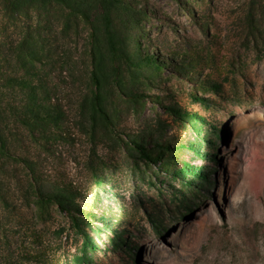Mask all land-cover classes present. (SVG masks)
<instances>
[{
    "label": "rangeland",
    "instance_id": "374dc122",
    "mask_svg": "<svg viewBox=\"0 0 264 264\" xmlns=\"http://www.w3.org/2000/svg\"><path fill=\"white\" fill-rule=\"evenodd\" d=\"M132 1L147 12L136 32L166 61L157 76L124 74L129 89L143 96L136 103L116 99L122 120L117 126L145 135L148 147L155 142L176 147L194 135L167 108L204 116L206 128L215 126L222 134L218 141L210 135L217 159L210 182L181 200L169 174L181 160L202 164L192 152H166L170 165L163 169L160 162L146 163L127 152L123 142L99 138L93 146L76 99L90 69L87 26L56 6L30 9L11 21L0 0V42H18L29 27L34 38L53 43V54L70 73V95L63 100L67 122L61 123L68 133L32 144L36 170L45 183L76 192L73 202L85 212L79 224L96 244L88 264H264V0H256L253 12L261 21L257 35L247 26L255 0ZM189 63L195 78L193 71L176 70ZM206 78L221 83V92L207 89ZM194 96L211 100L210 106ZM8 167L11 174L25 175L19 165ZM16 186L13 182L15 197L8 206L0 202V264H74L83 238L70 215L56 204L40 206ZM149 214L161 224L159 232Z\"/></svg>",
    "mask_w": 264,
    "mask_h": 264
},
{
    "label": "trees",
    "instance_id": "16d2710c",
    "mask_svg": "<svg viewBox=\"0 0 264 264\" xmlns=\"http://www.w3.org/2000/svg\"><path fill=\"white\" fill-rule=\"evenodd\" d=\"M1 4L11 21L30 9L56 6L69 16L81 19L87 26L90 69L87 81L82 82L83 88L77 90L76 99L77 115L83 118L82 126L86 125L85 121L90 124L87 133L93 146L95 139L100 141L99 138L123 142L127 152L137 153L146 163L160 162L163 169L170 165V161L164 160L166 152L176 153L181 149L192 152L202 164L181 160L173 164L169 174L170 181H175L179 187L172 186L173 194L181 196V200L185 198V192L193 195L210 182L217 163L216 152L212 150L215 144L210 135L218 141L222 134L215 126L206 128L208 122L204 116L179 107L167 108L174 119L194 135L192 140L176 147L156 142L148 147L145 135L124 133L117 126L122 120L117 116L116 99L121 96L136 103L143 96L129 89L124 74H129L132 79L157 76L166 61L146 47L142 33L136 32L147 16L142 7L132 0H1ZM258 6L257 1L251 2L247 11V26L253 35L261 33V21L253 13ZM202 26L207 27V23ZM28 29L18 42H0V202L7 207L9 200L14 199V193H10L14 182L16 192H23L25 197L33 196L40 206L56 204L60 210L67 211L83 238L82 254L74 257L73 263L88 264L89 252L96 249V244L79 224L85 212L73 202L76 192L65 184L45 183L44 175L36 170V161L30 156L32 144L68 133V128L61 127V123L67 122L63 100L70 95L67 89L71 83L70 73L64 70V62L53 54V43L47 44V39L41 36L34 38ZM182 60L184 58H179L178 62ZM176 70L186 74L195 71L190 63L185 69L178 64ZM192 77L195 78V72ZM204 86L214 94L220 93L222 88L221 83L208 78ZM62 89L67 91L63 94ZM193 100L206 107L211 104V100L200 96H194ZM205 162L212 163V166L204 165ZM10 163L19 165L25 175H19L18 171L11 174L8 170ZM186 204H189L188 200ZM71 210L82 214L77 217ZM149 220L159 232L161 224H157L156 218L150 214Z\"/></svg>",
    "mask_w": 264,
    "mask_h": 264
},
{
    "label": "bare ground",
    "instance_id": "6f19581e",
    "mask_svg": "<svg viewBox=\"0 0 264 264\" xmlns=\"http://www.w3.org/2000/svg\"><path fill=\"white\" fill-rule=\"evenodd\" d=\"M239 129V125L236 126L235 130Z\"/></svg>",
    "mask_w": 264,
    "mask_h": 264
}]
</instances>
